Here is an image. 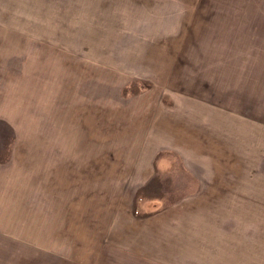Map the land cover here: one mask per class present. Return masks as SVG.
<instances>
[{
    "label": "rangeland",
    "instance_id": "rangeland-1",
    "mask_svg": "<svg viewBox=\"0 0 264 264\" xmlns=\"http://www.w3.org/2000/svg\"><path fill=\"white\" fill-rule=\"evenodd\" d=\"M0 142V264H264V0H0Z\"/></svg>",
    "mask_w": 264,
    "mask_h": 264
},
{
    "label": "crops",
    "instance_id": "crops-1",
    "mask_svg": "<svg viewBox=\"0 0 264 264\" xmlns=\"http://www.w3.org/2000/svg\"><path fill=\"white\" fill-rule=\"evenodd\" d=\"M5 146L4 143L0 142V146ZM77 162L78 159H76ZM83 160V159H82ZM111 161V159H110ZM33 162V163H31ZM81 165H84L83 163H80ZM9 166V167H8ZM12 166V167H11ZM45 167L44 170H41L40 168H37L35 172V179L37 178H41L42 176H45V190H47L48 192H50L48 194V197H51L53 194V184H54V180L56 179V181H58L59 185H62V180H67V175H68V163L66 162V159L63 158H39L37 159L36 157L33 159L30 158V160L27 161V159L22 158L20 155L19 157H17L16 155L13 158H8V160L6 161V152H4V150L2 152H0V189L1 191H5L6 188L10 189V190H14L17 189L18 191L21 189L22 185L25 184L24 180H22L24 178V176H29L30 178H33V176L29 173V168L30 167ZM22 167H26L25 169H22ZM66 167V168H65ZM8 168H10L8 171H6ZM64 169V174L66 176H62L59 172L62 171ZM9 177L11 178L10 180H8V182H6V178ZM14 177H18L16 180ZM37 183V182H34ZM77 188V186H76ZM33 189H36V187L33 185ZM67 189V187H66ZM21 191V190H20ZM77 193H79V191L77 190ZM1 197L3 199V194H1ZM63 202V199H62ZM68 204V203H66ZM77 213V217H78V211ZM40 214H44L42 212H40ZM46 215V214H45ZM40 220V219H38ZM36 220V221H38ZM105 244H115L118 246H122L127 248V246L129 244L132 243V241L126 239L125 241H119L117 242L114 239H110V240H105ZM116 241V242H115ZM121 251V250H120ZM129 250L125 249V255H129L132 256V259H142V261L144 260L145 262H148V254H143L142 250H136L135 252H129ZM124 255V257H125ZM145 255V256H144ZM133 261V260H132ZM113 263H115V261H113ZM90 264V263H87Z\"/></svg>",
    "mask_w": 264,
    "mask_h": 264
}]
</instances>
